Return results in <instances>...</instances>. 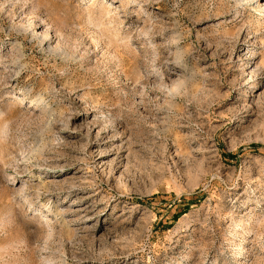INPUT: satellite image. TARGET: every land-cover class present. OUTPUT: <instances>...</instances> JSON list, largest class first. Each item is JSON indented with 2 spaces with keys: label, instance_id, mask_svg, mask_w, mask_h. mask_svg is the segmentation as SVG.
Listing matches in <instances>:
<instances>
[{
  "label": "rangeland",
  "instance_id": "374dc122",
  "mask_svg": "<svg viewBox=\"0 0 264 264\" xmlns=\"http://www.w3.org/2000/svg\"><path fill=\"white\" fill-rule=\"evenodd\" d=\"M0 264H264V0H0Z\"/></svg>",
  "mask_w": 264,
  "mask_h": 264
},
{
  "label": "bare ground",
  "instance_id": "6f19581e",
  "mask_svg": "<svg viewBox=\"0 0 264 264\" xmlns=\"http://www.w3.org/2000/svg\"><path fill=\"white\" fill-rule=\"evenodd\" d=\"M31 105H29V107H32L34 104H37L35 106L36 109H41V104L43 103L42 99H33L31 100Z\"/></svg>",
  "mask_w": 264,
  "mask_h": 264
}]
</instances>
